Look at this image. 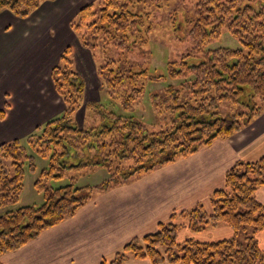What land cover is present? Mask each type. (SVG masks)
<instances>
[{
	"label": "trees",
	"instance_id": "trees-1",
	"mask_svg": "<svg viewBox=\"0 0 264 264\" xmlns=\"http://www.w3.org/2000/svg\"><path fill=\"white\" fill-rule=\"evenodd\" d=\"M43 1L0 0V11L26 18ZM189 1L185 20L190 47L167 64L169 77L177 82L151 94L159 119L157 130L98 102L86 104L98 113V124L79 126L75 113L84 103L85 82L74 68L71 47L62 50L50 77L64 108L25 137L33 151L49 156L48 166L34 183L43 202L0 215V263L4 253L73 216L99 193L186 157L215 139L228 138L264 111V104L254 102V98L264 101V0ZM145 3L160 6L158 0L90 2L77 10L69 24L81 45L103 48L106 63L98 66L97 75L110 98L119 100L124 109L139 101L147 79L162 77L148 73L143 64L106 55L112 46L126 57L132 51L146 54L143 48L153 23L149 11L135 9ZM176 16L175 11L172 20ZM223 28L240 41L241 48H206ZM222 102L232 105L228 117L218 113ZM25 162L34 168L33 157L19 139L0 143V207L19 199ZM94 167L104 168L107 177L96 184L75 186L76 175ZM69 172L76 175L69 176L68 183L48 184ZM263 186L264 154L253 161L237 160L225 172L223 186L210 194L208 211L201 202L173 210L154 231L131 238L99 264H124L128 259H146L150 264H264V249L256 238L264 231V204L255 196ZM219 224L233 234L210 241L193 236L177 240L181 226L195 234ZM239 232L244 234L242 242Z\"/></svg>",
	"mask_w": 264,
	"mask_h": 264
},
{
	"label": "crops",
	"instance_id": "crops-1",
	"mask_svg": "<svg viewBox=\"0 0 264 264\" xmlns=\"http://www.w3.org/2000/svg\"><path fill=\"white\" fill-rule=\"evenodd\" d=\"M90 2L95 0H45L26 18L0 11V143L23 138L61 113L64 104L50 72L66 46L74 51L78 73L83 78L87 74L99 87L92 55L69 25L77 10ZM89 78L87 95L95 91ZM263 154L264 111L228 138L215 139L186 157L99 193L73 216L4 253L0 264H99L131 238L154 231L173 210L208 203L237 160L253 161ZM255 196L264 203L262 195ZM126 261L150 264L146 259Z\"/></svg>",
	"mask_w": 264,
	"mask_h": 264
},
{
	"label": "rangeland",
	"instance_id": "rangeland-1",
	"mask_svg": "<svg viewBox=\"0 0 264 264\" xmlns=\"http://www.w3.org/2000/svg\"><path fill=\"white\" fill-rule=\"evenodd\" d=\"M98 0H95L97 2ZM159 5L155 7L148 3L144 5L137 6L135 9H143V11L150 12V20L153 23L152 30L149 34V40L144 46L143 50L146 54L140 56L137 51H132L129 54L123 55L115 47H107L106 55L112 59H128L131 63L143 64L151 75H162L158 80L147 79L145 81V86L139 101H137L131 109H124L119 100L111 99L104 86L101 85V78L97 75L98 66L106 63L104 59V53L102 47H95L93 49L87 48L92 55L93 64L96 68L93 77H98L100 80L99 87L96 88L97 83L89 78L86 74L85 78H89L90 82L95 86V91L91 95H87L88 82L85 78V90L83 93V105L81 114L79 115V110L75 113V120L79 126L82 127H92L98 124V113L90 106L86 104L90 102H98L104 107L121 114L123 116L132 115L135 119L141 121L147 126L149 130H157L159 119L155 109L151 103V94L154 92H161L166 85L176 84V80L171 79L167 72V64L169 61H176L179 59L182 53L188 51L190 47V41L188 40L187 31L189 25L185 20L186 14L190 11V1L189 0H158ZM176 11L177 16L175 20H172L173 13ZM175 25H174V24ZM83 46V45H82ZM84 47V46H83ZM216 47H229L232 49L241 48L242 45L240 41L232 36L226 28H223L219 37L210 40L206 44V48H216ZM73 59L75 62V54L73 51ZM76 65V62H75ZM77 69V67H74ZM93 68L92 65L90 69ZM254 102L259 105H263L264 101H260L254 98ZM81 109V108H80ZM232 111V105L229 102H222L218 107V113L220 116L228 117ZM26 137V136H25ZM20 138V142L24 145L28 155L33 157L34 168L31 169L27 162L23 165L24 175H23V186L19 196V199L15 203L7 204L0 207V215L7 211L15 210L21 206L34 205L38 206L43 202V196L38 192L34 186L36 179L39 178L42 169L48 166L49 156H41L33 151L32 148L28 147L26 143V138ZM107 172L102 167H94L93 169H88L79 172H69L66 176L60 179H51L48 184L57 187L59 185H64L68 183L71 176L76 175L74 181L75 186L92 185L99 183L107 177ZM70 176V177H69ZM261 188V187H260ZM259 189V188H258ZM263 196L264 189L262 192L256 191V194ZM262 203V202H261ZM264 204V203H263ZM205 209L208 211L210 209V202L203 204ZM192 207V206H191ZM224 226V227H222ZM252 232V227H247V233ZM233 231L225 224H220L219 227H207L202 232L191 233L185 226H181L177 231V240L179 242L183 241L188 236L196 237L200 240H218L225 237H230ZM238 240L243 241L244 234L239 232ZM257 241L260 248L264 249V231H260L256 234ZM209 239V240H208ZM109 259V258H108ZM124 264H144L143 262L128 263L126 261ZM168 264V263H164Z\"/></svg>",
	"mask_w": 264,
	"mask_h": 264
}]
</instances>
